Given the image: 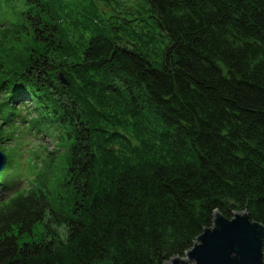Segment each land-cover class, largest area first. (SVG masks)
<instances>
[{
    "label": "trees",
    "instance_id": "obj_1",
    "mask_svg": "<svg viewBox=\"0 0 264 264\" xmlns=\"http://www.w3.org/2000/svg\"><path fill=\"white\" fill-rule=\"evenodd\" d=\"M74 2L0 0V47L43 46L0 61V264H163L215 211L264 224V0H141L150 22ZM30 136L71 141L69 210L49 165L22 167Z\"/></svg>",
    "mask_w": 264,
    "mask_h": 264
},
{
    "label": "rangeland",
    "instance_id": "obj_2",
    "mask_svg": "<svg viewBox=\"0 0 264 264\" xmlns=\"http://www.w3.org/2000/svg\"><path fill=\"white\" fill-rule=\"evenodd\" d=\"M65 2V0H61ZM75 1V10L72 9L73 5L68 3L67 9H70V12L73 17L80 18L81 14L78 11L79 7H76L78 3H80V7H96L98 9L99 14L108 22L114 14H118L119 16H127V12L132 10L130 14V18H133V14L141 19H146L147 21H151L150 18L147 17V14L144 11L143 4L141 0H68V2ZM21 2V1H20ZM22 3H20V6ZM93 6V7H92ZM9 13V9L6 4L0 3V30L5 26L9 25L10 16L6 15ZM5 13V15H3ZM11 13V12H10ZM134 23H139L138 21H134ZM141 24V23H139ZM128 27V25H126ZM64 30L71 32L73 29L74 37L72 39H78L80 37V31L69 24H66ZM2 47H0V61H3L4 65L7 67L9 63V58L14 57L16 54H20V52L28 53L31 49L35 47L43 48V46L36 41L33 34L30 32L28 34L21 35H10L4 39ZM133 141H135L133 139ZM70 140L64 139L62 142H58L54 137H34L30 136L27 139H23L20 143L22 157L20 160L23 162V166H31L34 165L35 170L44 168L45 164L49 165L51 174L49 177L48 184V195L50 199V203L55 212L58 211H66L69 210L73 202V194L70 192V189L65 181V167L67 163L68 156V147L70 145ZM54 152L55 155H52ZM57 153V154H56ZM48 156H53V162L49 164ZM25 184V183H24ZM23 184V185H24ZM45 223H48L52 227H56L59 231H62L60 226H57L56 222L52 221L50 215H46ZM37 223L33 226L32 231L29 235H22L19 239V242L24 241H38L45 235V224Z\"/></svg>",
    "mask_w": 264,
    "mask_h": 264
},
{
    "label": "water",
    "instance_id": "obj_3",
    "mask_svg": "<svg viewBox=\"0 0 264 264\" xmlns=\"http://www.w3.org/2000/svg\"><path fill=\"white\" fill-rule=\"evenodd\" d=\"M6 162L0 149V172ZM163 264H264V224L251 221L246 211H235L231 218L215 211L212 225L203 229L184 256Z\"/></svg>",
    "mask_w": 264,
    "mask_h": 264
},
{
    "label": "clouds",
    "instance_id": "obj_4",
    "mask_svg": "<svg viewBox=\"0 0 264 264\" xmlns=\"http://www.w3.org/2000/svg\"><path fill=\"white\" fill-rule=\"evenodd\" d=\"M18 116L23 117V116H24V113H23V112H20V111L18 110Z\"/></svg>",
    "mask_w": 264,
    "mask_h": 264
}]
</instances>
